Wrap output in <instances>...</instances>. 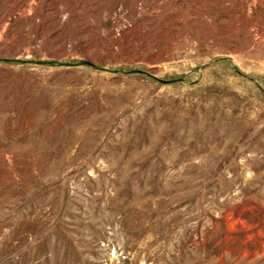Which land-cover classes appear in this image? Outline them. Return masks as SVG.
<instances>
[{"label":"rangeland","instance_id":"obj_1","mask_svg":"<svg viewBox=\"0 0 264 264\" xmlns=\"http://www.w3.org/2000/svg\"><path fill=\"white\" fill-rule=\"evenodd\" d=\"M0 264H264V0H0Z\"/></svg>","mask_w":264,"mask_h":264}]
</instances>
